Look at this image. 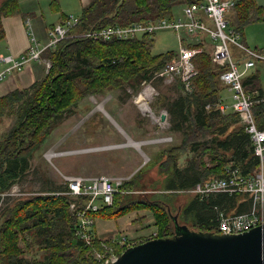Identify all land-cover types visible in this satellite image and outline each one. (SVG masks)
Returning <instances> with one entry per match:
<instances>
[{
	"label": "trees",
	"instance_id": "1",
	"mask_svg": "<svg viewBox=\"0 0 264 264\" xmlns=\"http://www.w3.org/2000/svg\"><path fill=\"white\" fill-rule=\"evenodd\" d=\"M195 1L91 0L82 8L77 29L154 19L172 14L178 5ZM51 8L60 10L57 0H51ZM234 12L236 29L250 21L264 20V7L255 0H237ZM16 14L26 16L18 0L1 1L0 19ZM66 17L62 14L61 20ZM153 37L93 40L68 36L55 49L43 53L51 64L42 79L0 96V117L10 112L16 114L15 122L0 139V207L2 194L27 176L34 153L43 146L59 119L73 113L82 98L126 87L138 93L142 83L149 81L174 56L173 50L153 54ZM192 62L197 70L194 90L185 92L177 80L173 86L179 94L164 100L169 129L180 135V141L158 150L153 159L161 176L156 181L160 184L159 191L130 197L132 193L146 194L139 191L135 174L119 186L120 192L112 205L94 213L96 218L111 219L136 209L148 210L157 228L156 237H168L175 233L174 217L191 229L216 232L219 211L236 214L250 209L251 198L247 193L200 197L186 191L210 176L225 175L227 166L239 167L243 174L252 173L258 166L244 128L239 125L228 130L238 121L237 114L222 113L217 107L224 88L219 75L224 68L206 51L196 54ZM256 82L254 75L243 79L247 88L253 89ZM252 112L257 124L264 126L261 95L254 97ZM182 157L187 162L183 167ZM46 187L49 189L46 191L61 188L48 182ZM178 196H187L180 208L175 206ZM68 203L67 196L34 194L15 198L1 208L0 264H100L93 257L94 250H103L100 239L87 245L75 235L76 220ZM114 247L119 254L122 249ZM37 252H42L40 258ZM30 253L32 261H24Z\"/></svg>",
	"mask_w": 264,
	"mask_h": 264
},
{
	"label": "built area",
	"instance_id": "2",
	"mask_svg": "<svg viewBox=\"0 0 264 264\" xmlns=\"http://www.w3.org/2000/svg\"><path fill=\"white\" fill-rule=\"evenodd\" d=\"M235 4V0H197L184 5L179 15L132 21L126 25L116 23L87 30L77 29L80 16L70 14L48 29L44 42H38L32 37L31 44L18 57L1 54L0 81L8 74L22 70L33 61L42 60L48 69L51 63L43 59V53L55 49L57 44L68 36L93 40H127L142 35L154 36L159 31L170 30L177 36L179 50L175 51L171 59L165 61L153 77L162 78L168 83L180 80L184 91L190 93L195 88L197 75L192 58L202 52L197 46L201 34L207 36L213 43V61L224 68L219 78L229 91L232 100L230 104H226L225 97L220 96L217 107L222 113L231 111L237 114L244 131L250 137L258 166L250 174H243L239 167H227L225 175L210 176L198 181L186 191L200 197L224 192L230 195L249 194L251 206L248 211L236 214L219 211L215 226L218 233L244 232L264 223V126L257 124L252 112L255 91H248L243 84L246 72L256 63L264 62V47H248L236 38L227 19L228 12L235 7ZM206 19L211 21V25ZM232 45L242 52L240 57L232 53ZM163 139L171 140V137H163ZM48 159H51L50 156ZM61 177L63 183L60 189L38 194L67 196L69 211L76 220L75 235L85 244L92 245L97 239L94 213L104 206L112 205L115 195L120 192L119 186L125 180L106 175L61 174ZM15 185L2 195H21L17 191L19 187ZM123 237L121 241L112 239L110 243L123 244L125 242ZM100 242L103 250H94V259L101 262L113 258L115 245L106 244L107 240L100 239Z\"/></svg>",
	"mask_w": 264,
	"mask_h": 264
},
{
	"label": "rangeland",
	"instance_id": "3",
	"mask_svg": "<svg viewBox=\"0 0 264 264\" xmlns=\"http://www.w3.org/2000/svg\"><path fill=\"white\" fill-rule=\"evenodd\" d=\"M57 1L60 5L59 12H55L51 8V0H27L25 4L23 0H20V7L22 10L32 11L41 17L47 25L56 21L61 16V11L68 15H79L82 11L80 0ZM257 1L264 5V0ZM184 5L176 6L173 14H180ZM254 22L258 21L248 24ZM153 38V54L179 50L177 36L169 30L159 31ZM170 82L152 77L149 81L142 83L138 93L126 87L82 98L73 113L64 114L59 119L56 128L43 146L34 153L27 176L15 185L19 187L17 191L21 195H4L0 210L15 198L49 190L46 187V182L50 183L52 187L61 186L63 183L61 174L106 175L124 180L138 174L136 181L139 183V191L144 190L146 194L132 193L130 196L132 198L149 196L160 189V184L156 181L161 176L158 173V164L153 159L158 150L180 141V135L169 129V113L164 106L165 97H175L179 94V91L173 86L174 81ZM146 90L148 93L144 95ZM226 90L223 88L222 97H225L226 104H230L232 100ZM140 95L144 100L138 103ZM142 104H148V109L145 110ZM162 114L165 115L163 120L161 119ZM15 120L14 112L6 113L0 117V139ZM168 136L171 137V140L163 139ZM129 138L140 145L128 143ZM48 156L51 159H48ZM186 164L185 158L182 157L180 166L183 167ZM186 198L187 196H178L175 199V206L180 208ZM176 213V211L173 212V215ZM140 214H144V218ZM101 220L104 218L98 217V220H95L94 228L103 222ZM108 220H110L108 221L109 228L116 237L101 240L117 239V241H121L124 236L123 244L105 242L115 245L120 250L139 243L142 239L155 238L157 234L153 217L148 210L136 209ZM135 228L137 230L144 229L146 236L141 235L138 239L137 236L128 235ZM114 253L115 256H118L115 247ZM36 254L38 258L42 256V252ZM32 258L33 254H27L24 261L30 262ZM109 259L99 263L103 264Z\"/></svg>",
	"mask_w": 264,
	"mask_h": 264
},
{
	"label": "crops",
	"instance_id": "4",
	"mask_svg": "<svg viewBox=\"0 0 264 264\" xmlns=\"http://www.w3.org/2000/svg\"><path fill=\"white\" fill-rule=\"evenodd\" d=\"M23 1L24 4L27 2V0H23ZM90 1L91 0H80L82 7L86 6ZM255 1L258 5L264 7L263 4H259L257 0ZM18 3L20 7V0H18ZM20 9L22 12L26 13V16L16 14L11 16H3L0 19V23H1L0 24V55L1 54L12 55L14 57H18L23 52H25L29 44H31L32 37L38 42H44L46 40L48 29L53 24L59 22V20L61 19V16H59L56 21H52L51 23H49V25H47L44 23L41 17H38L32 11L22 10L21 7ZM234 13L235 12L233 8L228 12L227 19L229 22V26L235 32L236 38L241 43H243L248 47H264V20H254L258 22L257 23L254 22L253 24H248L252 22L250 21L246 23L241 29H236L235 28L236 25L234 23L236 22ZM62 14L68 16V14L64 13L63 11H61V15ZM75 16H80L81 18V13ZM206 22L211 25V21L209 19H206ZM197 46H199L202 49V52L206 51L208 53H211L212 55L213 43L210 41V39L207 36L201 34ZM231 51L236 57H240L242 55V52L234 45L231 46ZM43 59L49 60L46 57H43ZM46 72H47V68L42 60L31 62L30 64L26 65L22 70L14 71L11 74H8L3 80L0 81V96H3L9 91L14 90L16 88H26L30 86L35 81L42 79L46 74ZM252 75L257 76V82H256L257 86L253 87V89L247 87L246 88L248 89V91H255L254 97H256L257 95H261V100L264 101V62L256 63L254 67L250 68L246 72L244 78ZM223 87L225 88L224 85ZM220 96L221 97L223 96L222 92ZM227 113H233V112L230 111ZM237 120L238 121L236 123L228 127V130L234 129L239 125L242 126L240 119L238 118ZM140 215H144V214H140ZM97 220L98 218L96 219V221ZM101 221L103 222L98 224V226H96L95 228L96 237L98 239H109L116 237L113 231L109 228L108 221L110 220L104 219ZM144 233H145L144 229L141 228L140 230H137V228H135L132 229L131 232L128 233V235L137 236V238L139 239L141 235L146 236Z\"/></svg>",
	"mask_w": 264,
	"mask_h": 264
},
{
	"label": "water",
	"instance_id": "5",
	"mask_svg": "<svg viewBox=\"0 0 264 264\" xmlns=\"http://www.w3.org/2000/svg\"><path fill=\"white\" fill-rule=\"evenodd\" d=\"M174 224L172 236L128 246L103 264H264V223L231 234L191 229L176 217Z\"/></svg>",
	"mask_w": 264,
	"mask_h": 264
},
{
	"label": "bare ground",
	"instance_id": "6",
	"mask_svg": "<svg viewBox=\"0 0 264 264\" xmlns=\"http://www.w3.org/2000/svg\"><path fill=\"white\" fill-rule=\"evenodd\" d=\"M170 15H173V13L172 14H170ZM167 16V15H166ZM136 21H141V20H136ZM148 92H147V90L145 91V93H143L144 95H146ZM140 98H138V103L139 102H142L143 100H144V98H143V96H139ZM142 106H143V108L145 109V110H147L148 109V104H142ZM128 143H131V144H133V145H136V146H139L140 145V143H138V142H135V141H133L131 138H129V140H128ZM238 201V200H237ZM239 202V201H238ZM176 209V208H175ZM62 247V246H61ZM64 251V250H63ZM65 253V252H64Z\"/></svg>",
	"mask_w": 264,
	"mask_h": 264
}]
</instances>
